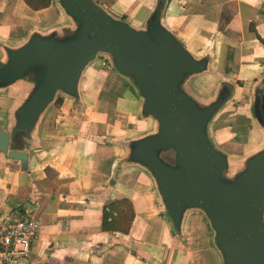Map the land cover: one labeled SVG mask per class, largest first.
Masks as SVG:
<instances>
[{
  "label": "water",
  "instance_id": "95a60500",
  "mask_svg": "<svg viewBox=\"0 0 264 264\" xmlns=\"http://www.w3.org/2000/svg\"><path fill=\"white\" fill-rule=\"evenodd\" d=\"M152 0L139 24L95 0H54V16L19 38L0 34V154L26 170L59 100L83 108L85 72L98 60L139 96L140 129L117 140L122 175L153 187L174 238L202 216L217 264H264V72L244 92L257 141L249 152L213 143V125L239 86L218 73L212 49L195 52Z\"/></svg>",
  "mask_w": 264,
  "mask_h": 264
},
{
  "label": "crops",
  "instance_id": "0c3cea01",
  "mask_svg": "<svg viewBox=\"0 0 264 264\" xmlns=\"http://www.w3.org/2000/svg\"><path fill=\"white\" fill-rule=\"evenodd\" d=\"M8 1L0 0V34L5 37L24 36L28 28L55 14L53 0L37 11L24 0H15L21 8L20 21L6 22L5 9L19 10ZM151 3L115 0L107 8L139 24ZM42 13L46 21H39ZM164 19L189 49H212L218 66L228 63L231 71L264 68V0H169ZM228 48L233 52L227 62ZM82 94L83 108L59 100L49 110L39 149L29 154L26 170L0 154V214L40 221L29 259L21 264H199L198 256L207 251L217 264L202 216L189 219L184 230L187 242H178L151 184L140 174L122 175L118 170L117 140L145 122L139 117V96L131 82L107 61L98 60L85 72ZM99 129L103 135H97ZM122 198L130 201L133 211L128 229L127 222L118 226L103 221L110 206ZM201 225L205 243L200 244Z\"/></svg>",
  "mask_w": 264,
  "mask_h": 264
},
{
  "label": "rangeland",
  "instance_id": "374dc122",
  "mask_svg": "<svg viewBox=\"0 0 264 264\" xmlns=\"http://www.w3.org/2000/svg\"><path fill=\"white\" fill-rule=\"evenodd\" d=\"M95 1L98 2L101 0ZM12 3L17 4L19 6V10H16V12L13 13V11L10 12V10L5 9L3 13V19L6 22L16 23L20 21L21 8L20 4L15 0H9L8 6H11ZM115 11L117 12V14H119V11H117V9ZM52 12L53 8L49 9V13L47 14L50 15L52 14ZM49 17L50 16H48V18ZM46 20L47 16H44L43 13L39 15V21ZM22 24L25 23L22 22ZM7 28H13L11 30L16 31V29H14L16 27ZM215 67L218 73H222L224 76H227L230 81L237 83V85L239 86V95L237 96V99L228 101L224 112L216 118V121L214 122L212 128V141L216 146H219L220 148L225 149L228 152H249L255 148L257 136L255 130L251 125V120L248 114V99L244 92L249 88L251 83L264 72V68L261 67L260 69L251 70L249 69V67L246 66L238 69L234 68L231 71V67H229L230 69L228 71V66L226 64L218 66L217 62H215ZM236 77L241 79L244 78V80H235ZM247 77H249V79L246 80ZM103 134L104 132H102L101 129L97 131V135ZM196 222L197 224H199V221L196 220ZM197 233L199 234L198 241L200 242V244L201 242L205 243L204 228L202 227V225L197 228ZM204 255L209 260L210 264H215L214 259L209 251L205 252Z\"/></svg>",
  "mask_w": 264,
  "mask_h": 264
},
{
  "label": "built area",
  "instance_id": "2783aa9c",
  "mask_svg": "<svg viewBox=\"0 0 264 264\" xmlns=\"http://www.w3.org/2000/svg\"><path fill=\"white\" fill-rule=\"evenodd\" d=\"M39 229L40 221L37 217L7 218L0 214V264H21L28 261Z\"/></svg>",
  "mask_w": 264,
  "mask_h": 264
},
{
  "label": "trees",
  "instance_id": "16d2710c",
  "mask_svg": "<svg viewBox=\"0 0 264 264\" xmlns=\"http://www.w3.org/2000/svg\"><path fill=\"white\" fill-rule=\"evenodd\" d=\"M25 4L32 10L37 11L44 9L48 7L52 0H24ZM115 0H101V3L106 5L107 7H111L114 4ZM232 48L227 49L226 54V61H230L232 59ZM228 66L229 71V64H226ZM133 216V211L131 207L130 201H128L126 198H122L118 201V203L110 206V209L108 212L105 213V216L103 218L104 223H108L109 225L116 222L118 226L122 225L125 226V222H127V229L130 225V221ZM125 229L124 231H128Z\"/></svg>",
  "mask_w": 264,
  "mask_h": 264
},
{
  "label": "bare ground",
  "instance_id": "6f19581e",
  "mask_svg": "<svg viewBox=\"0 0 264 264\" xmlns=\"http://www.w3.org/2000/svg\"><path fill=\"white\" fill-rule=\"evenodd\" d=\"M221 53H222V51L220 52V55H221ZM88 85H90V81L88 82ZM188 234H189V237L191 239V245H190L189 249H190V251H192L194 248V239H195V227H194L193 223H191L190 226L188 227ZM198 260H199V264H210L209 260L203 254H200L198 256Z\"/></svg>",
  "mask_w": 264,
  "mask_h": 264
}]
</instances>
